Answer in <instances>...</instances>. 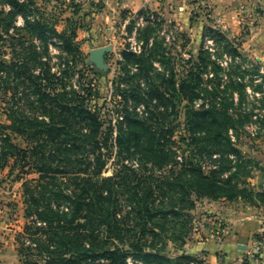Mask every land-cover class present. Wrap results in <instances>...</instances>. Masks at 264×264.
I'll return each instance as SVG.
<instances>
[{
    "label": "trees",
    "instance_id": "1",
    "mask_svg": "<svg viewBox=\"0 0 264 264\" xmlns=\"http://www.w3.org/2000/svg\"><path fill=\"white\" fill-rule=\"evenodd\" d=\"M1 2L9 9H0V40H9L13 49L11 57L6 58L0 45V78L3 88L13 92L2 99L10 122L0 119V166L8 158H15L38 174L26 182L24 194L31 217L25 232L40 240L37 247L46 255V262L40 264H128L129 257L143 264H172L173 259L157 247V228L165 229L160 221L168 216L190 215L186 211L194 205L193 194L210 198L225 195L228 188L220 173L226 154L242 156L229 135L238 121L230 108L235 93L244 97L246 82L231 77L223 85L220 73L224 65L203 47L179 82L171 67L168 75L156 72L160 83H152L145 95L141 82L125 88V103L118 109L123 117L116 137L118 166L114 174L106 175L107 159L114 151L109 144L113 126L109 124L104 130L99 108L89 105L90 87L79 92L67 89L66 81L60 87V76L43 57L51 32L68 47H72L76 32L59 31L45 21L35 0ZM20 17L23 25L17 24ZM207 30L229 54L241 56L226 35L212 27ZM144 37L145 50L137 53L129 49L123 56L133 58L139 70L148 73L162 44L150 40L147 33ZM35 39L45 46H37ZM124 69L129 71L127 65ZM210 69L213 76L205 77ZM130 96L157 109L159 103H153L154 98L166 105L186 98L190 135L173 139L172 121L168 122L169 115L161 109L151 111L149 116L135 115L128 104ZM200 98L202 106L194 105ZM13 134L21 135L29 144L23 147L14 142ZM182 141L188 142L189 151ZM176 144L190 153L179 167ZM131 156L140 159L139 169L125 162ZM205 157L219 164L209 173L202 167ZM148 162L151 169L171 164L172 178L158 180ZM259 195L264 201V191ZM148 237L153 240L148 241ZM31 246H27L29 250Z\"/></svg>",
    "mask_w": 264,
    "mask_h": 264
},
{
    "label": "rangeland",
    "instance_id": "2",
    "mask_svg": "<svg viewBox=\"0 0 264 264\" xmlns=\"http://www.w3.org/2000/svg\"><path fill=\"white\" fill-rule=\"evenodd\" d=\"M1 1L0 9H9L8 4ZM35 1L45 21L59 31L76 32L72 47L66 46L51 32L43 57L48 60L51 70L60 76V87L64 81L67 89L75 88L79 92L90 87L89 105L99 108L105 122L104 130L109 124L113 126L109 144L114 151L107 159L106 175L114 174L118 166L116 137L120 134L119 121L123 118L118 109L125 103V88L141 82L145 95L152 83H160L161 78L156 72L167 74L171 67L177 72L179 82L186 77L190 61L203 47L211 50L213 59L224 65L220 73L223 85L228 84L231 77L246 82L244 97L235 93L234 105L230 108L238 121L234 128H230L229 135L242 150V156L226 154L220 173L228 188L225 195L210 198L193 194L194 205L186 211L190 215L168 216L160 221L165 229L157 228L160 233L157 247L173 259L172 264H264V201L259 195V191H264V0H148L139 8L125 6L116 10L107 0ZM140 10L148 11L146 15L151 17L150 20L144 13H139ZM23 23L20 17L17 24ZM208 27L226 35L239 48L241 56L229 54L213 38ZM11 32L14 34V30ZM146 33L150 40L162 44L153 56L154 68L146 67L148 73L145 69L139 70L133 58L123 56V52L129 49L137 53L145 50ZM5 36L9 37L8 34ZM35 41L37 46H45L39 39ZM0 45L4 57H11L13 46L10 41L0 40ZM105 45H111L112 49L106 54L108 68L101 70L91 60L90 53L92 49ZM162 53L165 58H160ZM126 65L129 71L124 69ZM212 71L210 69L204 76H213ZM12 92L3 88L0 78V119L3 122L10 121L2 99L9 98ZM173 101L174 104L166 105L154 98L152 102L159 103L157 109L153 104L138 102L130 96L128 104L139 117L149 116L151 111L160 109L167 112V120L172 121L174 127L172 137L178 140L186 133L190 135L186 125L189 102L186 98ZM201 103L200 98L193 104L202 106ZM13 138L23 147L29 144L21 135L13 134ZM187 144L185 141L184 146L189 151ZM178 145L174 147L179 167L184 156L190 153ZM125 159L127 164L140 168L138 156ZM148 163L151 169L152 163ZM217 165L210 158L202 160L206 173ZM171 167L168 164L151 170L158 180L169 179L172 178L169 175ZM37 176L30 165L15 158H8L0 166V264L46 262V255L37 247L40 240H34L36 236L25 232V226L31 221L30 208L25 201V185ZM230 193L234 196L229 197ZM255 221L258 226L253 228ZM152 240L148 237V241ZM238 243L242 245L238 246ZM29 244L33 247L31 250L27 247ZM128 264L143 262L129 257Z\"/></svg>",
    "mask_w": 264,
    "mask_h": 264
},
{
    "label": "water",
    "instance_id": "3",
    "mask_svg": "<svg viewBox=\"0 0 264 264\" xmlns=\"http://www.w3.org/2000/svg\"><path fill=\"white\" fill-rule=\"evenodd\" d=\"M111 45L98 46L91 50L90 58L96 64V66L101 70H106L108 68V63L106 61V54L111 51Z\"/></svg>",
    "mask_w": 264,
    "mask_h": 264
},
{
    "label": "crops",
    "instance_id": "4",
    "mask_svg": "<svg viewBox=\"0 0 264 264\" xmlns=\"http://www.w3.org/2000/svg\"><path fill=\"white\" fill-rule=\"evenodd\" d=\"M108 4L116 9H121L126 7H135V8H139L141 7L144 3H146V1L148 0H107ZM112 4V5H111ZM259 60V59H258ZM258 63H261V60L258 61ZM258 226L257 222L255 221L253 228H256ZM242 245V243H238V246ZM246 246V245H245Z\"/></svg>",
    "mask_w": 264,
    "mask_h": 264
}]
</instances>
